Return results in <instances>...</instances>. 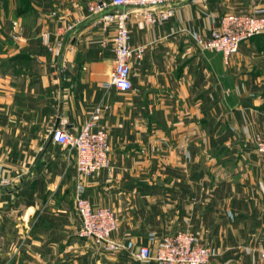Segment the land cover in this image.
Wrapping results in <instances>:
<instances>
[{"label":"crops","instance_id":"crops-1","mask_svg":"<svg viewBox=\"0 0 264 264\" xmlns=\"http://www.w3.org/2000/svg\"><path fill=\"white\" fill-rule=\"evenodd\" d=\"M93 3L103 9L93 12ZM5 4L0 264H63V241L71 243L81 223L79 180L94 206L114 209L112 235L131 248L85 251L84 264H165L133 249L154 253L164 235L186 229L212 247L207 264H264V173L227 168L241 157L234 147L264 135V34L243 41L227 62L185 32L208 36L225 12L264 7V0H185L154 24L132 12L131 44L142 58L132 59L128 92L105 84L115 24L105 26L101 15L117 9L111 0ZM98 107L110 164L79 179L76 150L50 137L57 123L78 133ZM191 127L206 131L209 149L191 148ZM253 155L264 172V155ZM70 254L69 263L79 264Z\"/></svg>","mask_w":264,"mask_h":264},{"label":"built area","instance_id":"built-area-1","mask_svg":"<svg viewBox=\"0 0 264 264\" xmlns=\"http://www.w3.org/2000/svg\"><path fill=\"white\" fill-rule=\"evenodd\" d=\"M116 10L103 13L101 21L105 26L114 23V66L107 86H114L120 92L133 89L132 59L142 58V50L131 44L129 20L132 12H138L148 23H158L174 15L177 5L185 0H111ZM93 12H100L103 6L92 4ZM202 51L214 50L223 53L225 60L235 54L240 44L259 34H264V7L250 11H227L221 17V24L210 35L185 30ZM51 49L55 47L51 46ZM101 108L98 107L84 123L78 133L57 127L53 139L75 149L77 153L76 170L79 179L90 177L110 164L111 143L106 127L101 123ZM256 147L264 154V139L256 138ZM3 184L8 180L4 179ZM85 185L79 180L76 194V210L81 219L79 234L91 238L108 251L131 249L117 240L112 233L117 229V216L108 206H94L85 196ZM141 259L154 258L165 264H207L213 255L212 248L200 242L197 235L189 230H178L164 235L156 251L141 245L133 249ZM264 256V253H263ZM249 264H256L250 262Z\"/></svg>","mask_w":264,"mask_h":264},{"label":"rangeland","instance_id":"rangeland-1","mask_svg":"<svg viewBox=\"0 0 264 264\" xmlns=\"http://www.w3.org/2000/svg\"><path fill=\"white\" fill-rule=\"evenodd\" d=\"M5 12H6L5 0H0V56L5 51L4 49L5 46L3 45L5 41V34L1 33L2 27L5 28L6 26ZM189 132H190V139H191V148L200 147V149H209V146L204 144L205 141L208 140V135L206 131L202 130L200 127H195V128L191 127ZM228 135L229 133L227 134V132H223V138L224 137L226 138ZM258 136L264 139V135L261 132H255L253 134V140H254L253 145L247 144L245 147H242V146L234 147V151H233V154L235 153L234 157H237L238 154H240L241 157L237 158V160L235 161L233 160L235 158H231L232 161L227 162V168L229 170H238V172L239 171H248V172L253 171L252 175H254L255 178L257 176H261L264 173L261 168L262 163L259 162V160H257L255 156L253 155L254 153H256V151L260 153L256 147V138ZM196 143L197 145L193 146V144H196ZM260 154H263V153H260ZM253 185L257 186L255 182L253 183ZM80 226H81V223H78V228L76 231L77 237L74 239L72 237L71 243L63 241V253H64L63 262H62L63 264H70L69 263L70 256L73 257V254L69 255L70 252L72 253L76 252V255L78 256V263L84 264L85 259L84 258L80 259V256L83 255L85 251L92 250V249L94 251H100V252L108 251L100 247V245L96 244L91 238L80 236L79 234Z\"/></svg>","mask_w":264,"mask_h":264},{"label":"water","instance_id":"water-1","mask_svg":"<svg viewBox=\"0 0 264 264\" xmlns=\"http://www.w3.org/2000/svg\"><path fill=\"white\" fill-rule=\"evenodd\" d=\"M58 127V123H57V125H56V127H55V129ZM55 129L53 130V132L55 131ZM53 132H52V134H51V139L53 138Z\"/></svg>","mask_w":264,"mask_h":264}]
</instances>
